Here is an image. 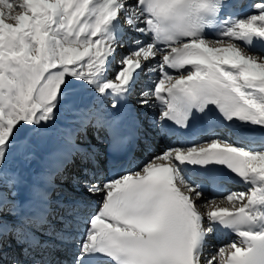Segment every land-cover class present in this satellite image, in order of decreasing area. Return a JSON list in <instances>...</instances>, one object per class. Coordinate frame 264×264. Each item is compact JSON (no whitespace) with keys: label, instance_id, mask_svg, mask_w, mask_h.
I'll return each mask as SVG.
<instances>
[{"label":"snow or ice","instance_id":"1","mask_svg":"<svg viewBox=\"0 0 264 264\" xmlns=\"http://www.w3.org/2000/svg\"><path fill=\"white\" fill-rule=\"evenodd\" d=\"M0 264H264V0H0Z\"/></svg>","mask_w":264,"mask_h":264},{"label":"bare ground","instance_id":"2","mask_svg":"<svg viewBox=\"0 0 264 264\" xmlns=\"http://www.w3.org/2000/svg\"><path fill=\"white\" fill-rule=\"evenodd\" d=\"M233 185H234V187H237V189H243L244 188L243 185H239V184H233ZM233 185H231V186H233ZM222 238L227 239L228 241H229V239L230 240L235 239V237L228 231L220 233L219 236L217 237V239L219 241H220V239L222 240Z\"/></svg>","mask_w":264,"mask_h":264},{"label":"rangeland","instance_id":"3","mask_svg":"<svg viewBox=\"0 0 264 264\" xmlns=\"http://www.w3.org/2000/svg\"><path fill=\"white\" fill-rule=\"evenodd\" d=\"M237 187H234L233 189H232V187H230V190H232V191H237V190H243V189H237ZM226 194V193H225ZM230 240V239H229ZM219 241V240H218ZM220 243H227L228 242V240L227 239H224V238H222V240L220 239V241H219Z\"/></svg>","mask_w":264,"mask_h":264}]
</instances>
